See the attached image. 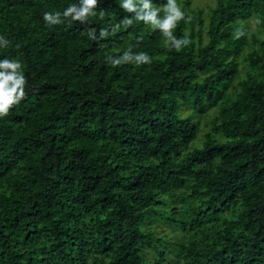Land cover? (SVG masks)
Here are the masks:
<instances>
[{"label":"trees","instance_id":"obj_1","mask_svg":"<svg viewBox=\"0 0 264 264\" xmlns=\"http://www.w3.org/2000/svg\"><path fill=\"white\" fill-rule=\"evenodd\" d=\"M73 2L0 0V264H264V0H177L180 51L120 0L45 23Z\"/></svg>","mask_w":264,"mask_h":264},{"label":"clouds","instance_id":"obj_2","mask_svg":"<svg viewBox=\"0 0 264 264\" xmlns=\"http://www.w3.org/2000/svg\"><path fill=\"white\" fill-rule=\"evenodd\" d=\"M98 0H78L69 3L63 12L45 11L43 20L48 26L57 25L64 22L63 18H70L71 21L84 23L90 17L96 15V6ZM120 7L132 16L127 17L124 23L131 25L134 21H143L144 24L150 25L153 30H159L165 38V44L171 49L180 51L183 47L190 44L187 36L177 38L174 35V29L181 20H186L185 12L178 5L177 0H167L163 8L153 6L152 0H120ZM163 12V15L160 13ZM101 36L106 35L101 30ZM89 36L95 38L93 32ZM9 41L3 35H0V47L7 46ZM108 60L114 65L122 63L150 64L152 57L147 52L133 53L130 49L124 51L121 56H109ZM26 77L21 65L17 59H0V117L9 114L14 105H18L25 96Z\"/></svg>","mask_w":264,"mask_h":264},{"label":"rangeland","instance_id":"obj_3","mask_svg":"<svg viewBox=\"0 0 264 264\" xmlns=\"http://www.w3.org/2000/svg\"><path fill=\"white\" fill-rule=\"evenodd\" d=\"M210 1L211 0H194V3H195L196 6H204L207 2H210ZM161 226H162V229L167 232V234L169 235V238H170V240L172 242L173 241H178V240L181 239L182 235L181 234L176 235L175 232L172 230V228L168 227L167 224H165V225L163 224Z\"/></svg>","mask_w":264,"mask_h":264}]
</instances>
